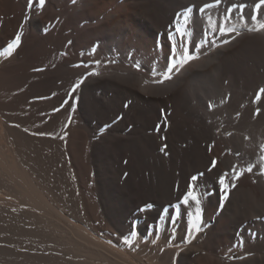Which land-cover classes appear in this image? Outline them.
I'll use <instances>...</instances> for the list:
<instances>
[{
    "label": "bare ground",
    "instance_id": "6f19581e",
    "mask_svg": "<svg viewBox=\"0 0 264 264\" xmlns=\"http://www.w3.org/2000/svg\"><path fill=\"white\" fill-rule=\"evenodd\" d=\"M239 3L243 16L230 11ZM253 4L0 0V53L21 36L10 56L0 55V264H264L255 190L252 201H203L200 231L189 236L194 205L175 206L207 156L197 142L194 169L178 168L174 186L182 139L164 109L189 105L194 126L213 132L219 116L207 104L228 101V112L232 93L203 63L218 70L240 46L264 45V30L249 31ZM213 24L237 30L215 38L206 33ZM184 47L194 58L179 67ZM235 131L236 150L255 170L262 138L241 124Z\"/></svg>",
    "mask_w": 264,
    "mask_h": 264
},
{
    "label": "rangeland",
    "instance_id": "374dc122",
    "mask_svg": "<svg viewBox=\"0 0 264 264\" xmlns=\"http://www.w3.org/2000/svg\"><path fill=\"white\" fill-rule=\"evenodd\" d=\"M212 4H214L213 1H207L204 7L205 5ZM224 26L225 34H227L229 30H237L234 24L231 25L233 28L228 24ZM206 33L215 38H220L224 35V33L220 31L218 24L211 25ZM256 35H258L256 32L250 34V36ZM238 49V52H236L231 61L223 64L218 70H213L207 62L203 63V65H205L204 73H210L214 79L219 81V86L224 91H229L231 89L232 93V97H230L231 100H229L230 110L228 112H224L228 105V101H224L220 105H218L219 103L212 105L210 102L207 104L213 111L217 108L215 113L218 112L217 115L222 119L224 118V120H222L218 117V121L216 119L217 124L216 127L213 128V132L216 136L215 139L213 138L214 133L212 131H199L195 127L198 125L189 105L174 107L172 104H169L164 107L165 111L166 109L169 111L172 119L173 136L182 139L178 142L179 147H175L173 151L172 168L175 172H173L174 186L180 183L178 176L179 172H177L178 168L183 166L187 171H192L194 169L195 163L191 157V153L197 148V142L207 156L206 160L201 163V169L198 170V172L190 173L192 175L188 176L186 183V185H189V183H191V177L194 175L198 176L199 187L197 191L200 193H208V195L202 199V202L215 200L220 203L221 192L218 183L219 176L226 172L231 173L233 166H235L237 171H240V169H244L246 164H248L243 163L242 153L236 150V140H233L236 134H238L235 131L236 124H241L243 130L247 128L250 129L251 135L257 137L258 140H260V137L262 138L258 155L259 157L264 155V152L261 151V146H264V112H262L264 110V94L260 93V89L264 88V45L260 44L255 47L240 46ZM258 94H260L259 100H257ZM131 99L132 98H129L123 102L124 108L128 109L132 102ZM214 107L216 108L214 109ZM159 111L161 115V108ZM221 111L223 115L221 114L220 116ZM126 115L127 114L121 113L120 117L124 119ZM251 119L254 121H251ZM154 120L156 122L158 121V115L154 117ZM154 134L159 135L156 128ZM186 140L188 142H186ZM184 141L186 143H183ZM182 150L189 151L183 155L180 154ZM209 156H211L210 159ZM213 160L217 162L216 167L209 171ZM253 170L250 173L245 171L235 180L236 186L230 188L228 191V198L224 200V202L252 201L254 200L253 191L255 190L258 200L264 203V175L259 174V167L255 168L254 172ZM201 173H203V176H199ZM228 183H232L230 177ZM261 259L264 260V257H261Z\"/></svg>",
    "mask_w": 264,
    "mask_h": 264
},
{
    "label": "snow or ice",
    "instance_id": "6c2138e0",
    "mask_svg": "<svg viewBox=\"0 0 264 264\" xmlns=\"http://www.w3.org/2000/svg\"><path fill=\"white\" fill-rule=\"evenodd\" d=\"M39 6L42 8L45 4V0H37ZM221 2V0H216V4L217 6L219 5V3ZM207 7H211V5H205V8ZM245 7L246 5L244 3H239L233 6V9H230V11L232 10H238L241 13V16H243L244 11H245ZM205 8H201L199 9L201 12H203L205 10ZM192 13V8H187L185 10L184 13V21L185 24L187 23V21L189 20L190 16ZM260 15H264V0H254V4L250 9L249 12V16L251 21L255 22L256 26L253 28H250L249 31H262L264 30V22H261L258 19V16ZM220 31L222 33L225 32V29L221 28ZM176 32L180 34V36H186L188 35L187 29L186 27L182 30L180 26H177L176 28ZM169 39H173V37L170 35ZM21 41V36L20 34H17V36L15 37V39L8 44L7 48L4 50V52L0 53V55H4V56H10L13 52V50L19 46ZM176 51H177V46L175 43H173V47H172V54L173 57L176 56ZM194 57H192L191 55H189L188 50L186 47H184L183 49V54L182 56L179 58V67H183L184 64H186L188 61H190L191 59H193ZM177 68V63L173 62L171 67L168 68V73H171L173 69ZM95 74V73H93ZM165 79H170V75H165L164 77ZM154 82H158V83H162L163 81H154ZM79 85H77L78 87ZM260 93L264 94V88L260 89ZM260 99V94L257 95V100ZM163 151V149H161ZM261 151L264 152V146H261ZM217 162L215 160L212 161V166L209 169V171L212 170V168L216 167ZM256 167L255 164L249 163L247 168L241 169L240 171H237L235 166H233L232 172L231 173H223L222 175L219 176L218 178V183L220 185V192H221V207L223 206V202L224 200H226L228 198V191L230 190V188H234L235 185V180L239 178L240 175H242L245 171L247 172H252L253 168ZM259 174L264 175V155H262L260 157V164H259ZM199 176H203V173L199 174ZM231 179L232 183L229 184L228 183V179ZM199 187L198 184V176H192L191 177V183H189L188 185V190L187 192L183 195L181 201L179 204H177L175 207L177 209H179L180 204H183L185 206H189L191 207L192 205H194V210L188 212V216H189V236L191 237L193 232H198L200 231V223L202 221V212L203 209L201 207L202 204V199L208 195V193H200L197 191V188ZM191 202V204H190ZM146 207L150 208L151 205H147ZM142 211L144 209H141ZM190 242V239L189 241Z\"/></svg>",
    "mask_w": 264,
    "mask_h": 264
}]
</instances>
